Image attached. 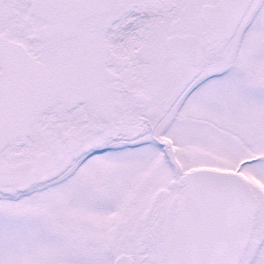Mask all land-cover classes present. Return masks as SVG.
<instances>
[{"label": "snow or ice", "instance_id": "snow-or-ice-1", "mask_svg": "<svg viewBox=\"0 0 264 264\" xmlns=\"http://www.w3.org/2000/svg\"><path fill=\"white\" fill-rule=\"evenodd\" d=\"M0 264H264V0H0Z\"/></svg>", "mask_w": 264, "mask_h": 264}]
</instances>
